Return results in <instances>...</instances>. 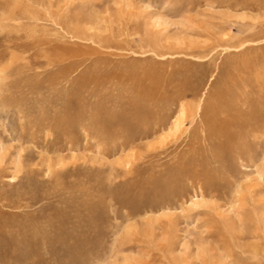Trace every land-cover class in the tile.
<instances>
[{"label": "rangeland", "instance_id": "obj_1", "mask_svg": "<svg viewBox=\"0 0 264 264\" xmlns=\"http://www.w3.org/2000/svg\"><path fill=\"white\" fill-rule=\"evenodd\" d=\"M0 264H264V0H0Z\"/></svg>", "mask_w": 264, "mask_h": 264}, {"label": "bare ground", "instance_id": "obj_2", "mask_svg": "<svg viewBox=\"0 0 264 264\" xmlns=\"http://www.w3.org/2000/svg\"><path fill=\"white\" fill-rule=\"evenodd\" d=\"M23 11V10H22ZM15 12V11H14ZM15 14V13H13ZM19 14V13H18ZM20 15V14H19ZM26 18V16H24ZM28 17V16H27ZM30 18L31 19H34L35 18L33 16L30 15ZM27 20V18H26ZM30 25V24H29ZM31 27V26H30ZM19 29L16 30V32H18ZM32 31V29H30ZM33 34V33H32ZM31 34V35H32ZM73 36V35H72ZM33 37H30L29 39L32 40ZM33 41V40H32ZM37 41V40H36ZM39 42V41H38ZM40 43V42H39ZM25 47V46H24ZM181 104V103H180ZM179 111H178V115L172 120L171 124L169 125V127L167 128V132L166 133H175L176 131H178V129L180 128L181 124H182V119H183V116H184V107L183 105L179 106ZM165 133V131H164ZM164 135V134H163ZM170 135V134H169ZM166 136V135H165ZM163 137V136H162ZM165 138V137H163ZM167 138V136H166ZM161 142V141H160ZM163 142V141H162ZM125 163H128V162H125ZM197 201V200H196ZM198 203V202H197Z\"/></svg>", "mask_w": 264, "mask_h": 264}]
</instances>
